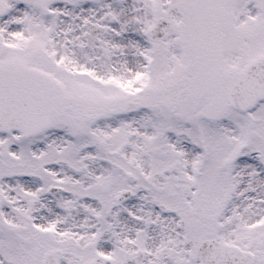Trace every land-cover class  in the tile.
I'll return each instance as SVG.
<instances>
[{
    "label": "snow or ice",
    "instance_id": "1",
    "mask_svg": "<svg viewBox=\"0 0 264 264\" xmlns=\"http://www.w3.org/2000/svg\"><path fill=\"white\" fill-rule=\"evenodd\" d=\"M0 264H264V0H0Z\"/></svg>",
    "mask_w": 264,
    "mask_h": 264
}]
</instances>
